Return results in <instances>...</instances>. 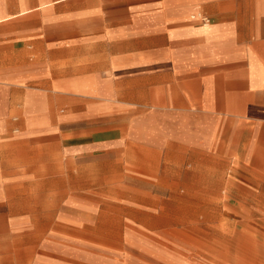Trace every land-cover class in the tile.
I'll list each match as a JSON object with an SVG mask.
<instances>
[{"label": "crops", "instance_id": "obj_1", "mask_svg": "<svg viewBox=\"0 0 264 264\" xmlns=\"http://www.w3.org/2000/svg\"><path fill=\"white\" fill-rule=\"evenodd\" d=\"M145 183L264 264V0H0V264H59Z\"/></svg>", "mask_w": 264, "mask_h": 264}, {"label": "rangeland", "instance_id": "obj_2", "mask_svg": "<svg viewBox=\"0 0 264 264\" xmlns=\"http://www.w3.org/2000/svg\"><path fill=\"white\" fill-rule=\"evenodd\" d=\"M143 186L157 196L145 202L154 209L110 208L112 203L106 202L94 219L96 228L105 231L66 226L59 234L63 239L50 238L49 258L59 264H223L217 261L220 255L233 264L231 240H225L216 225H203L200 209H193V225L186 223L190 209L183 185L173 190L169 185ZM49 225H56V220L50 218Z\"/></svg>", "mask_w": 264, "mask_h": 264}, {"label": "built area", "instance_id": "obj_3", "mask_svg": "<svg viewBox=\"0 0 264 264\" xmlns=\"http://www.w3.org/2000/svg\"><path fill=\"white\" fill-rule=\"evenodd\" d=\"M199 18L201 19V21L203 23H205V24H208L209 23V19L207 17L201 15V16H199Z\"/></svg>", "mask_w": 264, "mask_h": 264}]
</instances>
